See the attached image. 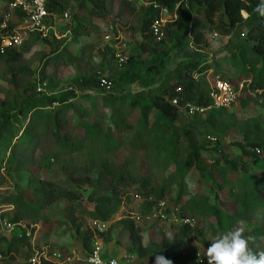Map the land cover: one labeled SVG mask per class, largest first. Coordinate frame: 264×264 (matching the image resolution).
Wrapping results in <instances>:
<instances>
[{
  "label": "rangeland",
  "instance_id": "1",
  "mask_svg": "<svg viewBox=\"0 0 264 264\" xmlns=\"http://www.w3.org/2000/svg\"><path fill=\"white\" fill-rule=\"evenodd\" d=\"M148 2L132 4L135 12L131 13L124 8L126 2L123 0H110L113 14L100 23L101 31L109 26L104 30V36L102 32L76 41L73 29L78 27L77 18L81 14L78 2L71 0L64 14L53 16L47 22L50 34L64 41V49L56 54L54 44H44L38 35L32 36L21 49L22 66L27 71L19 72L15 79L6 61L0 58V111L13 114L17 107L26 109L29 113L27 121L22 118L23 126L33 116L34 111L31 112L28 106L34 99L75 93V99L62 107L75 111V116L70 113L74 120L69 128L74 144L57 145L53 140L32 141L34 139L30 140V135L22 133L8 138L12 147H7L9 145H5L4 141L0 142V150L6 147L0 157L5 155L7 160L4 165L6 171L3 169L0 172V254L4 258L0 264H29L33 250L41 251L45 247L62 255L63 262L60 264H86V256L95 244L94 238L88 239L87 235L92 221H96L91 215L94 212L102 216L97 221L105 224L103 244L106 251L115 257L125 258L126 263L132 261L127 264H154L155 260L151 256L139 257L129 232L121 225L122 220L136 223L142 230L144 247L150 249L161 243L165 236L171 238L180 233L188 226L184 223L185 219L191 220L190 238L186 244L191 247V255L196 254V261L189 259L186 264H201V260L207 258L208 243L236 227L243 229L245 237L250 234L258 252H264V216L238 217L232 210L231 215H235V218L229 217L232 227L219 226L213 211L221 205L231 212L233 206L225 196L218 203L209 177V172L215 173L214 168L210 166L207 174L196 168L181 170V164L169 156L166 146L159 148V133L169 130L162 118L151 114L150 122L145 126L138 121L139 114L132 112L131 108L134 98L139 99L167 83L171 73L185 69L189 63L198 62L201 66L212 67L214 72L199 80L213 83L221 78L239 90L242 85L245 86L247 92L241 97L244 102L238 100L232 108L221 113L220 118L225 120L220 119L214 126L220 133L216 136L221 150L217 154L224 162H233L242 155L236 145L244 141L241 125L264 121V91L248 90L251 76L239 73L243 64H239L240 60L235 63L237 52L256 73L264 68V59L259 60L253 55L243 29H238L231 36H222L215 26H211L205 35L206 44L201 47L194 45L190 35L182 31L184 17L178 10L166 15L165 21L172 25L173 31L185 36L183 48L174 47L175 39L168 36L158 46L160 57L150 56L140 50L141 35L138 32L147 15L145 4ZM184 15L199 18L195 11L188 8H185ZM242 15L246 17V13ZM108 34L111 40L106 42L104 37ZM49 40L51 42L52 38ZM150 45L151 49L156 47L154 41ZM106 48H112V52L106 53ZM119 54L128 58L126 65L118 63ZM165 54L170 55L164 60V72L146 71ZM61 57L63 62H54ZM136 69L141 74L137 82L130 79ZM83 79L113 80L114 91L109 93L84 87L81 84ZM250 97L252 100H249ZM111 98L118 100V108L122 107V113L118 111L115 118L110 109ZM40 106L43 114L50 112L45 103ZM59 107L54 105V111ZM210 114L200 117L182 110L178 126L202 124ZM120 115L128 118L133 127L126 128ZM226 120L237 122L239 127H230ZM20 130L23 132L24 127L20 126ZM36 132L38 130L34 131L32 138H35ZM211 132L208 127H199L197 144L207 146ZM85 135L87 137L83 140ZM26 141L28 143L24 144ZM183 143H188L185 138ZM81 146L82 149H79ZM107 158L114 167L121 169L123 180L120 183H113L106 175L104 164ZM206 159L210 164V157ZM226 167L232 174L229 166ZM239 176L234 173L232 180L239 179ZM43 182H51L55 187L74 194L77 199H64L53 206H45L37 192ZM226 192L221 195H226ZM103 198L112 199V203L103 204ZM175 209L179 212L176 213ZM257 211L264 212V196L255 213ZM222 213L226 215L225 211ZM248 247L251 249L250 242ZM10 249L12 253L7 254Z\"/></svg>",
  "mask_w": 264,
  "mask_h": 264
},
{
  "label": "trees",
  "instance_id": "2",
  "mask_svg": "<svg viewBox=\"0 0 264 264\" xmlns=\"http://www.w3.org/2000/svg\"><path fill=\"white\" fill-rule=\"evenodd\" d=\"M79 4L80 16L78 18L79 25L73 29L74 38L76 41L80 39L90 38L92 35H100L109 26L102 29L100 27L101 22L107 21L113 14L110 0H76ZM260 0H155V3L159 6L157 9L153 6L146 8L147 15L144 16L142 26L138 32L141 35L140 50L145 53H149L150 56L160 57L158 46L162 45L168 36L175 39V46L177 48H183V38L185 36L177 34V32L171 29L172 25L167 24L165 28V38L158 42L153 34L152 26L160 19L161 10L167 9L169 13H173L176 10L181 12L184 17L183 27L186 33H188L192 39V43L201 47L206 44V33L211 26H215L218 32L222 36H231L238 29L244 30V36L246 41L250 43L251 52L259 59H264V15L259 14L255 9ZM71 0H49L47 4V11L50 15L57 16L64 14L69 6ZM132 4L125 3L123 6L131 13L135 12V8ZM185 8L193 10L199 16L198 19H192L191 16H185ZM1 10V9H0ZM243 13H246V17H243ZM67 15V14H66ZM5 17L0 15V58H3L9 66L13 79L16 78L19 72H26V68L22 66L23 54L21 49H2L3 37L8 36L14 26V20L10 19L6 23V28L2 29ZM218 22V23H217ZM44 44H54L55 53L57 54L60 49L65 48L63 40H57L55 34H50L46 38H41ZM49 38H52L50 42ZM156 43V47L151 49V43ZM53 42V43H52ZM28 43L25 42L24 47ZM112 48H106V53H111ZM160 61H156L154 64L146 68L147 72L165 71V59L169 58L170 54H165ZM239 64H243V68L239 73L248 76L249 85L248 90L258 92L264 91V68L260 69L258 73L246 64V59L237 52ZM63 62L62 57L54 62ZM142 71V69H141ZM213 73L214 70L210 66H201L198 62L189 63L185 69L171 73V77L167 83L158 86L151 92L143 94L141 98H134L131 102L132 112L138 113V121H141L145 126L150 122V115L154 114L155 117H160L163 120V124L169 128L166 133L158 135V145L162 149L166 146L170 157L181 164L180 169L183 171L192 170L196 168L197 171L202 174H207L210 166L214 168L215 173L209 172L212 183L215 187V197L218 199V203L226 197L231 201L232 208L230 210H224L221 205L218 209L213 211L216 223L221 227L230 229L232 227L229 217L235 218V215H231L236 211L238 217L253 215L254 217L264 216V212L255 211L261 205L262 196H264V121H254L249 124L245 122L241 128L244 129V141L237 143L236 145L240 149L242 155L233 162L223 161L222 157L217 154L219 151L220 142L216 136H220L218 130L215 129L216 123L222 119L221 113L228 111L223 109L217 112H212L208 119L202 124L193 123L188 126H178L181 120L182 110L189 112L187 105H193L196 107H209L212 103L209 98L210 85L209 82L199 80L200 77L205 76L208 73ZM141 74L138 69L132 72L130 79L132 81H138ZM223 80V79H222ZM114 84L113 80H108ZM225 81V80H224ZM227 82V81H226ZM230 83V82H229ZM81 84L84 87H90L92 89H102L100 80H81ZM231 84V83H230ZM238 91L239 88L235 87ZM247 90V91H248ZM106 91V90H105ZM114 85L112 91L113 93ZM108 92V91H107ZM245 88L240 91L241 97L246 95ZM75 99V93L70 92L61 97L54 98H39L34 99L33 103H29V110L34 111L33 116L28 120L27 124L23 126V123L27 121L26 115L29 113L26 109L17 107L13 114L6 111H0V142L4 141L5 145L11 146V140H8L10 136H14L16 133H22V135H30L29 139L32 141H47L53 140L57 145H66L68 143L74 144V138L69 131L72 127L74 117L70 116L75 111L70 108H62L68 106L69 101ZM249 100H252L250 97ZM177 101V105L174 104ZM45 103L46 109H49L48 114H43L44 110H41L40 104ZM118 100L111 98L110 109L113 116L117 112L122 113V107H117ZM242 103V102H241ZM54 105H58V109L54 111ZM70 105V104H69ZM72 105V104H71ZM74 105V104H73ZM53 111V112H51ZM194 115V114H193ZM199 116V115H195ZM24 117V122L22 118ZM122 122L126 125V128H132L133 124L124 115ZM203 117V116H200ZM228 121V120H226ZM228 125L232 128L239 127V124L235 121H228ZM20 126L24 127V131L20 130ZM204 126L212 130L209 135V144L206 146L199 145L196 142L198 134V128ZM36 132L35 138H32L34 131ZM206 132V131H205ZM18 137V136H17ZM87 136L83 138V140ZM184 138L187 140V145L183 143ZM210 138L215 139L212 141ZM29 140V141H30ZM28 143L27 141L24 143ZM213 144L214 146H210ZM82 149V146L81 148ZM6 151V147L0 150ZM213 155V156H212ZM207 157H210L211 162L207 161ZM0 172L6 168L4 167L6 156L0 157ZM229 166L232 174H229L224 167ZM227 168V167H226ZM106 175L110 176L113 183H120L123 178L120 175L121 169L114 167L112 161L109 158L106 159L104 164ZM234 173L239 174V179L232 180ZM262 173L261 176L258 174ZM149 183V182H145ZM116 190V187H115ZM226 192V195H221L222 192ZM40 195V200L45 206H53L61 200L75 201L77 198L74 194L65 192L54 186L51 182H43L42 186L37 190ZM102 203H112V199L103 198ZM5 205V204H2ZM233 210V212H232ZM176 213L179 209H175ZM225 211L226 215L222 213ZM255 213V214H254ZM93 219H102L100 214L94 212L91 214ZM188 217V216H185ZM121 225L129 232L130 241L133 246L136 247L138 255L141 258L153 257L155 260L156 255H163L167 259L172 261V264H186L191 259L196 261V254L191 255V247L186 244V240L190 238L191 229L189 226H185L180 233H176L173 237L165 236L161 243L153 246V248H146L143 245L142 230L136 225L135 222L129 220H122ZM88 239L94 238L93 233L88 231ZM104 234L102 235V237ZM250 236V234H246ZM251 250L258 252L255 243L250 241ZM94 248V247H93ZM260 251V250H259ZM17 252V251H16ZM91 252V251H90ZM12 253L10 249L7 254ZM109 255L111 254L108 252ZM34 252L31 257H33ZM112 255V254H111ZM113 256V255H112ZM87 257V256H86ZM115 257V256H114ZM53 264V263H45ZM201 264H207V258L201 260Z\"/></svg>",
  "mask_w": 264,
  "mask_h": 264
},
{
  "label": "built area",
  "instance_id": "3",
  "mask_svg": "<svg viewBox=\"0 0 264 264\" xmlns=\"http://www.w3.org/2000/svg\"><path fill=\"white\" fill-rule=\"evenodd\" d=\"M126 3H144L147 0H123ZM49 0H0L1 16L5 17L2 25V29L6 28V23L10 20H14V26L11 33L8 36L3 37L2 49H21L24 47L32 36L38 35L41 38H46L50 33V28L47 26L49 18L52 17L47 11V4ZM147 7L153 6L158 8L155 0H149ZM169 14L167 9L161 10V17L152 26L153 34L158 42L165 38V28L167 21L165 16ZM69 16L66 15V18ZM112 30V28H111ZM105 41L111 40V36L105 35ZM120 66H124L128 62V58L123 54L117 56ZM101 86L106 91L110 92L113 89V84L107 79H100ZM209 98L212 103L209 107H196L193 105H187L189 112L194 115L204 116L212 112H217L223 109L232 108L240 98V91L245 86H241V90H237L232 84L218 78L213 83H209ZM177 105V101H174ZM212 141L215 139L210 138ZM184 223L188 226H192V221L185 219ZM106 228L105 224L100 221H92L91 232L93 233L95 244L94 248L87 255L85 259L86 264H127L132 261L125 262V258L114 257L106 251L103 244V237ZM31 237V233H28ZM34 255L30 258L29 264H45L53 263L60 264L63 262L62 255L59 252L51 251L48 247L43 248L41 251L34 249ZM4 258L0 254V261Z\"/></svg>",
  "mask_w": 264,
  "mask_h": 264
},
{
  "label": "clouds",
  "instance_id": "4",
  "mask_svg": "<svg viewBox=\"0 0 264 264\" xmlns=\"http://www.w3.org/2000/svg\"><path fill=\"white\" fill-rule=\"evenodd\" d=\"M255 11L264 15V0H260ZM251 240L253 237H245L242 228L225 231L208 243L207 264H264V252H253L248 247ZM154 264H172V261L156 255Z\"/></svg>",
  "mask_w": 264,
  "mask_h": 264
}]
</instances>
